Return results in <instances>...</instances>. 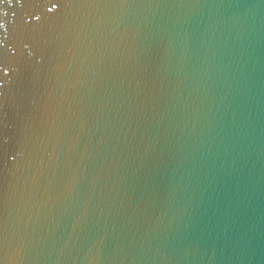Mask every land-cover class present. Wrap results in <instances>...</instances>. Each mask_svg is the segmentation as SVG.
I'll return each mask as SVG.
<instances>
[{"label": "water", "instance_id": "1", "mask_svg": "<svg viewBox=\"0 0 264 264\" xmlns=\"http://www.w3.org/2000/svg\"><path fill=\"white\" fill-rule=\"evenodd\" d=\"M0 264H264V0H0Z\"/></svg>", "mask_w": 264, "mask_h": 264}]
</instances>
